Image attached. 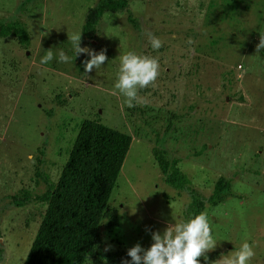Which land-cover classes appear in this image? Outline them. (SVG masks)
<instances>
[{
	"label": "rangeland",
	"instance_id": "obj_1",
	"mask_svg": "<svg viewBox=\"0 0 264 264\" xmlns=\"http://www.w3.org/2000/svg\"><path fill=\"white\" fill-rule=\"evenodd\" d=\"M95 2L0 0V22L20 21L28 37L26 45L0 38V84L10 88L0 87V264H22L45 208L15 206L12 195L43 194L38 171L57 180L83 119L131 137L83 264H118L106 254L149 248L151 232L190 219L193 198L203 200L199 214L207 213L218 242L201 264H224L244 242L254 245L250 264H264V49L256 51L264 0H127L102 14L91 37L81 35V47L108 57L85 73L90 57L74 58L68 37L81 33ZM147 32L163 41L159 50ZM49 49L55 58L41 64ZM61 50L73 62H58ZM128 52L159 62L155 86L139 90L133 107L115 88ZM152 147L178 159L185 187L165 182ZM220 178L228 194L211 205Z\"/></svg>",
	"mask_w": 264,
	"mask_h": 264
},
{
	"label": "trees",
	"instance_id": "obj_2",
	"mask_svg": "<svg viewBox=\"0 0 264 264\" xmlns=\"http://www.w3.org/2000/svg\"><path fill=\"white\" fill-rule=\"evenodd\" d=\"M127 0H96L83 17L81 33L91 37L104 12L125 9ZM13 36L23 45L28 43L24 25L17 20L0 22V38ZM243 100L242 96L237 97ZM131 137L98 121L83 119L78 127L56 181H51L40 171L46 190L41 195L20 189L12 195V203L22 206L38 201L45 204L35 235L22 264H83L92 255L97 239L99 221L107 206L112 188L120 171ZM38 162L43 153L38 149ZM152 155L165 182L183 188L188 180L176 163L168 162L163 151L152 147ZM229 184L218 179L207 202L215 205L228 194ZM1 198V197H0ZM203 200L193 198L188 205L189 218L199 214ZM0 253V258H1ZM106 257L118 264L131 260L127 253L109 252ZM203 257L200 258V264Z\"/></svg>",
	"mask_w": 264,
	"mask_h": 264
},
{
	"label": "clouds",
	"instance_id": "obj_3",
	"mask_svg": "<svg viewBox=\"0 0 264 264\" xmlns=\"http://www.w3.org/2000/svg\"><path fill=\"white\" fill-rule=\"evenodd\" d=\"M82 33L73 34L68 37L73 45L74 58L85 54L90 59H85V73H90L93 69H99L108 60L106 49L97 53L94 49L81 47ZM153 50H159L163 46V41L153 33H146ZM264 49V35H260V42L256 45V51ZM55 58L51 49L41 57L40 63H50ZM58 62L71 63L73 58L65 54L63 50L59 52ZM159 75L158 58L150 56H140L135 52H128L121 57V67L115 88L126 98L129 107H133L138 92L149 86H155ZM175 220V217L173 216ZM153 243L147 249L141 247L139 243L127 251V256L131 260H122L121 264H200V258L207 260V253L213 251L217 246L214 239L213 230L207 213L201 212L194 218L186 222L169 225L161 234L159 231L151 232ZM111 249L107 246L105 251ZM255 256L254 245L244 242L241 249L234 258L227 259L224 264H250ZM89 259V257H88ZM218 264V261H215Z\"/></svg>",
	"mask_w": 264,
	"mask_h": 264
},
{
	"label": "crops",
	"instance_id": "obj_4",
	"mask_svg": "<svg viewBox=\"0 0 264 264\" xmlns=\"http://www.w3.org/2000/svg\"><path fill=\"white\" fill-rule=\"evenodd\" d=\"M1 86H3V89H4V90L10 89V88L6 87L5 85L0 84V87H1ZM257 89H258V87H257ZM258 91H259V89H258Z\"/></svg>",
	"mask_w": 264,
	"mask_h": 264
}]
</instances>
